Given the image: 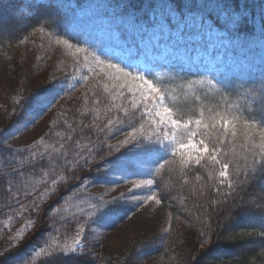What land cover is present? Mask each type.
<instances>
[{
  "label": "rangeland",
  "instance_id": "obj_1",
  "mask_svg": "<svg viewBox=\"0 0 264 264\" xmlns=\"http://www.w3.org/2000/svg\"><path fill=\"white\" fill-rule=\"evenodd\" d=\"M23 2L40 20L25 37L0 47V128L9 127L22 112L19 123L24 130L15 137L14 131L7 144L36 145L33 140L42 123L53 114L57 118L66 114L73 116L69 122L76 139L73 144L67 143L64 124L56 120L54 132L44 138L55 148L48 156L43 158L44 147H38L36 160H26L23 168L12 166L0 174V264H21L16 260L13 263L9 254L36 231V219L49 204L53 205L51 215L43 226L49 231L39 239L42 244L34 242L41 244L40 248L27 256L24 264H40L42 259L44 264H79L76 258L82 254L86 260L103 263L108 256L118 260L128 253L136 257L134 264H180L178 251L189 237L184 218L161 211L156 190L147 192L143 182L155 181L156 173L171 157L183 168L192 164L191 176L193 166L200 164L205 152L188 147L194 144L202 149L204 145L187 138L181 124L173 126L156 115L166 107L159 86L175 69L201 73L209 81L243 73L250 65L235 61L226 32L196 13H158L157 20L141 27L134 38H123L104 2ZM0 19L1 32L6 33L10 29L6 25L8 17L3 14ZM81 116L95 120V125L110 119L125 130L123 134L133 133L138 141L136 150L130 154V150L125 153L123 145L114 146V150L111 146L106 148L107 157L98 161L94 143L106 137L98 132L86 134L91 124L82 122L76 129L74 119ZM131 116L136 123L129 125ZM61 133L63 145H69L65 152L63 145H58ZM119 137L115 136L114 142ZM79 143L81 148L95 147L73 165L72 156L78 152ZM7 155L0 150V164L16 159ZM48 173L61 174L64 188L62 195L55 192L47 202L51 197L42 198L45 186L37 185L36 180ZM218 174L226 178L223 166ZM31 176L36 180L31 182ZM263 185L261 181L259 188ZM101 204L107 208L103 213L97 211ZM247 217L244 214L239 221L245 224ZM249 221L258 224L256 219ZM58 226L70 231L60 235ZM195 237L199 248L207 247L206 232L196 230Z\"/></svg>",
  "mask_w": 264,
  "mask_h": 264
},
{
  "label": "trees",
  "instance_id": "obj_2",
  "mask_svg": "<svg viewBox=\"0 0 264 264\" xmlns=\"http://www.w3.org/2000/svg\"><path fill=\"white\" fill-rule=\"evenodd\" d=\"M97 1L104 2V7L114 15L116 29L123 38H134L133 34L136 35L141 27H149L157 20L158 13H175L179 16L196 13L226 32L229 50L235 61L250 65L243 73L209 81L201 73L179 69L171 71L162 79L159 88L173 118L182 125L187 138L199 144L203 141L202 145H207L209 152L202 155L200 164L193 166L191 176L189 166L192 164L183 168L177 160L169 158L171 160L161 167L155 181L147 184L145 190H156L161 211L168 212L174 218L178 217L177 214L184 218L182 220L185 221L186 235L189 237L178 251V257L181 256L182 260L180 264H264V185L259 188V183L264 182V0ZM3 14L8 17L6 25L10 29L3 33L0 27V47L15 43L39 25L37 14L23 0H0V18ZM19 114L22 112L17 113L15 124L10 122L9 127L0 128L1 153L5 151L7 156L16 157L11 163L1 161L0 174L9 171L12 166L23 168L26 160H36L35 150L38 147H44L43 158L48 156L55 148L44 142V138L54 132L53 122L56 120H60L68 132L64 131L66 136H63L67 143H75V132L69 122L73 116L64 114L57 118L53 114L37 129L38 134L33 140L36 145L17 147L12 142L8 145L7 138L14 131L15 137L24 130L22 123H19ZM131 118L129 125L130 122L136 123V119ZM74 121L76 129L79 123L91 124L86 134L98 132L100 136L106 137L101 143H94L98 161L107 157L106 148L111 146L114 150V146L123 145L125 153L130 150V154L137 148L138 141L133 139L134 134H123L125 130L116 127L110 119L98 125L93 124L95 120L84 116ZM124 127L128 130V126ZM61 135L63 133L57 137L60 139L58 145H63ZM119 135L120 140L114 142V137ZM68 146L65 143L62 151H67ZM81 147L79 143L78 152L72 156L73 165L78 164L79 159L95 146ZM213 148L215 152L211 151ZM224 164L228 167L225 168L226 178L222 179L218 173ZM48 174L38 176V181L34 176L30 178L31 182L36 180L37 185L45 186L42 198L51 197L47 202L55 192L62 195L64 188L60 183L61 174ZM52 206L49 204L44 207L43 215L36 219V231L16 252L9 254L12 261L24 264L26 257L40 248L42 242L39 239L45 238L49 231L43 226L47 225L45 221L51 215ZM244 214L249 215L245 224L239 221ZM250 219H256L261 226ZM57 229L60 235L70 231L61 226ZM199 229L209 235L206 248H199L195 239V231ZM163 234H160L161 237ZM76 259L79 264H134L136 261V257L130 256V253L118 260L108 256L103 263L86 260L83 254ZM44 260L40 264H44Z\"/></svg>",
  "mask_w": 264,
  "mask_h": 264
},
{
  "label": "snow or ice",
  "instance_id": "obj_3",
  "mask_svg": "<svg viewBox=\"0 0 264 264\" xmlns=\"http://www.w3.org/2000/svg\"><path fill=\"white\" fill-rule=\"evenodd\" d=\"M145 83H148V82L145 81ZM148 88H149V90L152 91L153 93L156 92V89H155L151 84H148ZM161 103H162V101H161ZM170 113H171V110H170L169 108H166V107H165V108L163 109V113H161V112H157L156 115L159 116V117L161 118V121H162V122H168V121H170L171 124H172L173 126H177V125L179 124V122H178L177 120L173 119ZM165 117H166V118H165ZM197 123H199V121H197ZM223 123L226 124L227 121H223ZM133 139H135V137H133ZM201 144H203V141H201ZM182 147H183V146H182ZM188 147L193 148V149H196L198 152H201V151H202V152H209V148H208L207 145H204L202 149H197V148H196V145H194V144H189ZM211 151H212V152H215L216 149L213 148ZM212 158H213L214 160L216 159L215 156H213ZM217 162H219V161H217ZM223 167H224V168H227L228 165H227V164H224ZM224 175H225V173H224V172H221V176H224ZM143 183H144V184H149V185H150V184H152V181H151V180H147V181H144ZM141 186H142V185H135V187H141ZM152 198H154V197H149V199H152ZM106 210H107V208L104 206V204H101V205L99 206V208L97 209V211L100 212V213H103V212H105ZM64 251L67 253V252H70V249L65 248Z\"/></svg>",
  "mask_w": 264,
  "mask_h": 264
}]
</instances>
